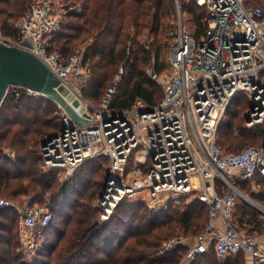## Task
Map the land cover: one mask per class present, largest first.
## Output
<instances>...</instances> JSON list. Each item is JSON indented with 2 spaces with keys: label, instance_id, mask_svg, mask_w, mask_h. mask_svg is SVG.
Segmentation results:
<instances>
[{
  "label": "built area",
  "instance_id": "1",
  "mask_svg": "<svg viewBox=\"0 0 264 264\" xmlns=\"http://www.w3.org/2000/svg\"><path fill=\"white\" fill-rule=\"evenodd\" d=\"M194 1L206 8L205 32L196 39L182 18L170 30L169 76L164 79L150 72L164 89L153 105L138 97L131 108L113 107L117 82L125 74L123 64L99 101L85 96L91 71L83 62V52L76 50L65 59L50 51V37L61 28L64 16L58 0H33L15 23L17 36L0 31V42L36 54L84 105L79 114L88 123L82 125L59 105L61 131L44 141L40 152L45 168H59L66 179L87 160L108 158L110 178L98 198L103 218L108 219L120 202L194 192L207 205L209 219L190 244L187 258L213 243L221 259L242 254L251 258L245 264H264V229L241 224L236 215L241 199L264 215V203L251 197L264 189V147L227 152L217 142L234 98L248 97L249 124L264 120V0ZM0 207L19 211V249L32 259L52 220L49 207L34 202L32 196L21 201L0 197ZM218 218L223 231L215 234ZM182 242V236L165 241L159 254Z\"/></svg>",
  "mask_w": 264,
  "mask_h": 264
},
{
  "label": "trees",
  "instance_id": "2",
  "mask_svg": "<svg viewBox=\"0 0 264 264\" xmlns=\"http://www.w3.org/2000/svg\"><path fill=\"white\" fill-rule=\"evenodd\" d=\"M27 1L0 0L3 34L17 36L11 19L26 13ZM79 1L80 6L64 13L61 28L51 35L50 51H58L66 59L77 47L84 46L78 50L83 52V62L91 71L84 93L92 101H99L123 64L128 78L125 87L118 89L113 107L131 108L138 97L150 105L158 103L162 91L146 74V66L153 63L157 74L166 68L161 51L171 16L165 8L168 4L174 9L175 0ZM180 1L183 10L194 12L192 1ZM202 17L195 16L196 25L201 27L194 35L196 39L205 32ZM169 32L167 38L172 37ZM144 38L150 41V48L145 47ZM26 91L21 86L11 87L0 107V197L21 200L32 196L34 202L49 207L52 220L44 228L33 258L28 259L19 249L20 215L14 208L0 207V264H181L188 244L180 243L162 255L159 252L164 242L176 234L193 238L201 232L209 217L207 205L196 198L185 204H170L157 213L142 202H120L108 219L100 221L94 200L105 185L107 169L103 159L108 158L87 160L66 180L59 177V168H45L39 142L45 134L50 138L61 131V109L46 96ZM28 98H41L43 103L54 106L51 110L55 116L50 118L49 112L42 118L39 111L43 107L37 106L36 112L34 105L22 102ZM242 98L232 100L219 127L217 142L227 152H236L253 135L260 138L257 147H264V120L255 124L254 131L246 128L234 107L241 105ZM55 117L59 122L54 121ZM259 198H264V189ZM255 209L244 203L237 208V218L241 224L254 223L263 230L264 218ZM244 258L239 254L221 259L211 245L189 264H243Z\"/></svg>",
  "mask_w": 264,
  "mask_h": 264
},
{
  "label": "rangeland",
  "instance_id": "3",
  "mask_svg": "<svg viewBox=\"0 0 264 264\" xmlns=\"http://www.w3.org/2000/svg\"><path fill=\"white\" fill-rule=\"evenodd\" d=\"M33 0H28L27 1V3H26V5H27V7H26V12H27V9H28V7H29V5H30V3L32 2ZM183 2H186V3H189V1H192V3H190V4H192L193 5V7H194V12H192V13H190V12H188L187 10H183V6H182V4H181V1L179 0V6H178V4H177V0H175V2H174V9L172 8V7H170L168 4H167V6H166V8H165V10L170 14V16H171V21H170V24L168 25V28H167V30H166V35H165V41H164V43L162 44V51H161V61L162 62H164L165 64H166V68L160 73V74H158V76H161L162 78H167L168 76H169V64H168V52H169V46H170V42H171V40H172V38H173V35L169 32V30L170 29H175L176 28V26H177V22L179 21V19L180 18H182V21H183V24L185 25V28L188 30V31H190L193 35H195V33L198 31V30H200V26L199 25H196V23H195V16L198 14H200V15H202L203 17H202V23L205 21V19H206V16H207V11H206V9L202 6V5H199V4H196L195 3V1L194 0H182ZM58 2L60 3V5L62 6V9H63V14L64 13H67L70 9H73V8H75L76 6L78 7V6H80L79 4H78V2H80L79 0H58ZM65 15V14H64ZM23 16V14L22 13H20V14H17L16 16L14 15L13 17H12V19H11V26H12V28H14L15 29V23L21 18ZM175 27V28H174ZM0 29H2V27L0 26ZM168 32H169V34H171L172 35V37L171 38H167V34H168ZM143 40V42H144V45H145V47L146 48H150L151 46H150V44H149V40H145V38L144 39H142ZM83 48L84 46L83 45H80L79 47H77L76 48V50H78L79 48ZM154 62V61H153ZM153 63H151V64H149V65H147L146 66V74L147 75H150V78H151V70H153V65H152ZM119 68V67H118ZM127 78H128V74H127V76H126V74H125V76L124 77H122L121 79H120V81H118L117 82V89H120V87H125V83L127 82ZM152 80H154L153 78H152ZM114 81V80H113ZM112 81V82H113ZM156 83H157V85H158V87L161 89V91H162V95H163V93H164V89H163V84H162V82H159V81H157V80H154ZM111 82V83H112ZM110 83V84H111ZM109 84V85H110ZM161 95V96H162ZM243 98H242V100H243V102L241 103V105L240 106H234L235 107V109L236 110H239V115L243 118V120H242V123L244 124V126L246 127V128H248V129H251L252 131H254L255 130V128L257 127L255 124H249L248 123V115H249V109L251 108V103L248 101L249 99H248V97L245 95V97L244 96H242ZM241 99V98H240ZM23 103H28V105L30 106V105H34L35 107L33 108V110L34 111H38V110H36L35 108L37 107V106H39L40 108L41 107H43L42 108V110H40L39 111V114L41 115V117L42 118H44V117H46L47 115V113H49L50 112V114H51V117L50 118H52L53 116H55V113H53V111L51 110V108L53 109L54 108V106H49V104L48 103H43L42 101H41V98H38V99H35V98H28V99H24V101H22ZM96 102V101H95ZM249 103H250V106H249ZM27 105V106H28ZM38 107V108H39ZM244 114H245V116H246V119H245V117H244ZM225 118H226V115H225ZM224 118V119H225ZM54 119V121H58L59 119L57 118V117H55V118H53ZM52 119V120H53ZM224 121V120H223ZM59 122V121H58ZM47 138H48V135L47 134H45V136H44V138H43V140L42 141H40L39 142V148H41V145L43 144V142L44 141H46L47 140ZM259 142H260V138L259 137H257L256 135H253L252 137H251V140L250 141H246L245 143H242L237 149H235L234 151H237V150H239V149H241V148H243L244 146H258V145H260L259 144ZM104 161H103V163L105 164L104 165V170H106L107 169V172H108V159H103ZM93 165V164H92ZM94 168H95V166H93ZM61 172V171H60ZM101 172V171H100ZM98 175H101V173H97ZM60 176V178H61V180H66V177L64 176V174L61 172L60 174H59ZM256 181V180H255ZM103 189V188H102ZM100 194H101V191H100ZM100 194H99V196H100ZM161 196H160V198L159 199H157V200H155V199H149V198H143V200H141V202H142V204L144 205V207L146 206V207H148V208H150V210H153L154 212H157V213H160V212H162L163 210H165L166 208H167V206L168 205H170V204H177V205H179V204H185V203H188V202H190L191 200H193V199H196L197 198V196H196V194L194 193V192H189V193H187V194H175V193H171V192H166L165 194H160ZM99 196L94 200V204L98 207V198H99ZM251 197L252 198H254V199H256L257 201H261V202H264V198L263 199H257L256 197H254L253 195H251ZM259 197V196H258ZM13 200V199H12ZM22 200V199H21ZM21 200H18V201H21ZM240 202L241 203H245V204H248V203H246V202H244L242 199L240 200ZM39 205H42V206H44L45 204H40V203H38ZM179 208H182V206H178ZM250 207H252V208H254L255 209V207L253 206V205H250ZM98 209H99V207H98ZM15 210V209H14ZM256 210V209H255ZM16 211V213L17 214H19V211L16 209L15 210ZM258 213V212H257ZM20 215V214H19ZM54 216H55V218H56V215H55V213H54ZM99 219H100V221H105L106 219L105 218H103V216L101 215V211H100V209H99ZM258 216L260 217V218H264V215L262 214V213H258ZM238 217H239V214H238ZM19 220H20V218H19ZM19 220H18V223H19ZM61 222V224L63 223V221H60ZM247 224H249V223H247ZM258 230H260V229H258ZM200 233V232H199ZM198 233V234H199ZM198 234H196V235H198ZM195 235V236H196ZM176 236H182L183 238H185V237H188V236H186V235H184V234H176ZM176 236H174V237H176ZM195 236H193V238L195 237ZM188 241H190V239L188 240ZM211 245H213V243L211 244ZM243 264H245L246 262H247V259L246 258H244V260H243ZM235 264H242V262L240 261L239 263L237 262V263H235Z\"/></svg>",
  "mask_w": 264,
  "mask_h": 264
},
{
  "label": "water",
  "instance_id": "4",
  "mask_svg": "<svg viewBox=\"0 0 264 264\" xmlns=\"http://www.w3.org/2000/svg\"><path fill=\"white\" fill-rule=\"evenodd\" d=\"M11 86H21L44 95L60 105L74 123H88L79 114L84 112L82 102L69 92L57 74L40 57L25 48L0 42V107ZM109 178L108 175L106 180Z\"/></svg>",
  "mask_w": 264,
  "mask_h": 264
},
{
  "label": "crops",
  "instance_id": "5",
  "mask_svg": "<svg viewBox=\"0 0 264 264\" xmlns=\"http://www.w3.org/2000/svg\"><path fill=\"white\" fill-rule=\"evenodd\" d=\"M247 191L249 190V183L247 184ZM263 193V192H262ZM262 193H259V194H255V193H253V194H251V195H253L254 197H256L257 199H260L258 196H260ZM24 198V197H23ZM15 201H18V200H15ZM261 202V201H260ZM262 203H264V202H262ZM243 203H241L240 202V200L238 201V205H237V208H238V206H240V205H242ZM8 208H12L13 209V207H8ZM237 208H236V211H237ZM15 209V208H14ZM236 215H237V213H236ZM20 218V217H19ZM208 219H209V217H208ZM208 222V221H207ZM207 224V223H206ZM206 226V225H205ZM18 229H19V223H18ZM204 229V228H203ZM202 229V230H203ZM223 231V221H222V219L221 218H218V219H216V221H215V226H214V228H213V232L215 233V234H217V233H220V232H222ZM197 236V235H196ZM195 236V237H196ZM177 237V236H176ZM195 237L194 238H189V237H185V238H183V242L182 243H186V244H188L189 246H190V244H192L193 242H194V240H195ZM190 239V241H188ZM189 249V248H188ZM188 251V250H187ZM245 258L247 259V261H250L251 260V258L250 257H247V256H245ZM191 261V259L190 258H187V256H185V258L183 259V261H182V263L181 264H189V262Z\"/></svg>",
  "mask_w": 264,
  "mask_h": 264
}]
</instances>
